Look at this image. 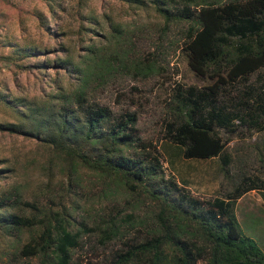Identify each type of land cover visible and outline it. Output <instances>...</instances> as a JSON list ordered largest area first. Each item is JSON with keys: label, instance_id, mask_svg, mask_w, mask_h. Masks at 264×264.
<instances>
[{"label": "trees", "instance_id": "obj_1", "mask_svg": "<svg viewBox=\"0 0 264 264\" xmlns=\"http://www.w3.org/2000/svg\"><path fill=\"white\" fill-rule=\"evenodd\" d=\"M90 1L45 0L46 11L31 13L46 45L5 43L9 50L1 57L31 74L36 90L30 95L0 85V133L20 135L41 148L47 187L60 169L67 192L79 168L94 172L116 211L76 226L75 199L69 207L53 199L43 205L29 201L11 181L18 170L0 155V264H33V259L90 264L74 252L84 229L108 248L97 264H264L263 250L242 232L234 212L236 198L251 188L264 189V178L239 169L234 180L226 150L233 135L264 131V0H121L133 23L140 10L158 18L159 39L179 25L186 63L206 80L175 82L161 123L162 138L182 157L219 159L232 187L208 197L163 173L159 154L136 133L134 108H113L97 99L108 79L124 72L148 75L159 64L126 42L134 31L127 24L102 13L108 31H98ZM61 10L68 18L60 19ZM259 144L254 143L262 160Z\"/></svg>", "mask_w": 264, "mask_h": 264}, {"label": "rangeland", "instance_id": "obj_2", "mask_svg": "<svg viewBox=\"0 0 264 264\" xmlns=\"http://www.w3.org/2000/svg\"><path fill=\"white\" fill-rule=\"evenodd\" d=\"M62 1L69 5L75 3V0ZM90 5L91 13L96 16L99 23V28L95 26L98 31H108L102 13L108 14L113 21L127 24L130 28L128 31L133 28L134 31H129L130 38L126 42H131L133 49L141 57L153 58L155 63L159 64L158 69L148 75L130 76L124 72L116 78L108 79L105 86L96 91L97 99L113 108L126 106L134 108L138 113L136 133L145 143V147L152 153L159 154L165 175L173 176L193 194L208 197L231 189V182L221 172L220 162L216 156L184 158L162 138L163 107L172 85L175 82L196 85L206 82L196 77L186 63L180 49L182 35L179 25L172 24L166 36L159 39L157 35L159 21L152 12L140 10L135 15L133 23L132 14L128 12V6L124 1L91 0ZM34 9L46 11L45 0H0V85L6 84L12 90L24 88L30 95L35 94L36 90L31 85L32 75L18 71L9 59L1 55L9 50V45L5 44L8 41L21 43L24 40H32L37 44L46 45L44 44L46 38L38 33L36 20L31 13ZM59 17L66 19L68 13L61 10ZM65 30L69 31V28ZM97 35L100 34L95 36ZM13 83L16 88H13ZM255 142L261 143L259 147L262 151V160L258 158ZM226 150L231 155L229 174L234 180L237 179L239 169L250 176L264 178V131L250 136L233 135L226 144ZM0 155L8 157L9 163L18 170V175L11 181L16 180L22 196L29 201L43 205L49 199H53L69 207V199H75L76 206L72 215L76 226L80 222H85L89 226L92 220L106 217L116 211L112 198L104 195L101 178L86 168H79L78 176L69 192L66 190L62 169L55 173L51 185L45 186L40 164L43 151L30 139L0 133ZM118 199L121 201L119 196ZM252 205L253 209L249 211L246 209L247 204L243 201L238 202L235 213L242 232L251 236L264 252V209L258 208L261 204ZM22 210L26 214L31 213L29 208ZM26 235L24 231L21 236L26 238ZM107 249L101 248L95 242L91 230L84 229L80 245L74 252L78 261L90 264L92 261L97 264ZM32 262L34 264V259Z\"/></svg>", "mask_w": 264, "mask_h": 264}, {"label": "crops", "instance_id": "obj_3", "mask_svg": "<svg viewBox=\"0 0 264 264\" xmlns=\"http://www.w3.org/2000/svg\"><path fill=\"white\" fill-rule=\"evenodd\" d=\"M241 201H243L245 204L248 205L246 209L249 211H252V209H253L252 204H254V205L255 204L256 205L261 204V206H258V208L264 209V190L258 189V188H251V189L247 190L246 192H244L243 194H241L235 200L234 212L236 209V204L238 202H241ZM235 216H236V213H235ZM236 219H237V216H236ZM237 221H238V219H237Z\"/></svg>", "mask_w": 264, "mask_h": 264}]
</instances>
